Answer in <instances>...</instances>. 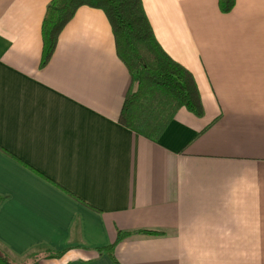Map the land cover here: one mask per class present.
Instances as JSON below:
<instances>
[{
    "label": "crops",
    "instance_id": "obj_1",
    "mask_svg": "<svg viewBox=\"0 0 264 264\" xmlns=\"http://www.w3.org/2000/svg\"><path fill=\"white\" fill-rule=\"evenodd\" d=\"M51 1L0 0V248L55 254L38 264H264V0H143L204 106L179 108L158 142L119 122L133 78L104 11L80 7L41 66Z\"/></svg>",
    "mask_w": 264,
    "mask_h": 264
},
{
    "label": "trees",
    "instance_id": "obj_2",
    "mask_svg": "<svg viewBox=\"0 0 264 264\" xmlns=\"http://www.w3.org/2000/svg\"><path fill=\"white\" fill-rule=\"evenodd\" d=\"M222 13H230L236 0H218ZM82 6L97 8L111 24L117 53L133 78L119 122L137 134L158 142L179 108L204 115L198 84L192 72L171 57L156 38L143 0H52L43 23L46 66L55 52L60 33ZM128 234H119L118 242ZM114 246L101 249L113 251ZM54 253L31 254L23 264H38ZM31 259L30 261H28ZM0 264H19L0 248Z\"/></svg>",
    "mask_w": 264,
    "mask_h": 264
},
{
    "label": "rangeland",
    "instance_id": "obj_3",
    "mask_svg": "<svg viewBox=\"0 0 264 264\" xmlns=\"http://www.w3.org/2000/svg\"><path fill=\"white\" fill-rule=\"evenodd\" d=\"M24 260H25V259H22V260H19V261H18V260H15V261H16L17 263H19V264H23V263H24ZM30 260H31V259H29L28 261H30Z\"/></svg>",
    "mask_w": 264,
    "mask_h": 264
}]
</instances>
